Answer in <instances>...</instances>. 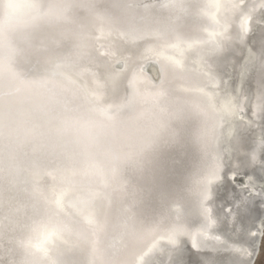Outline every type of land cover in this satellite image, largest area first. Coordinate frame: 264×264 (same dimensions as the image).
<instances>
[{
  "label": "water",
  "instance_id": "water-1",
  "mask_svg": "<svg viewBox=\"0 0 264 264\" xmlns=\"http://www.w3.org/2000/svg\"><path fill=\"white\" fill-rule=\"evenodd\" d=\"M38 2L47 15L16 32L0 31V57L29 76L41 96L31 112L34 123L24 131L27 136L0 134V254L11 256L0 264H90L79 254L91 252L86 238L105 223L113 234V264H120L119 254L128 262L144 248L136 264H147L144 255L162 241L188 256L177 234L185 232L188 220H171L180 228L166 233L162 213L178 198L176 187L186 169L180 162L196 137L192 130L202 131L211 121L206 110L196 107L198 86H221L226 94L233 93L231 102L242 92L246 112L254 110L256 122L264 126V104L253 108L252 83L243 79L238 89L230 86L240 44L254 47L257 39L234 41L237 9L222 1L212 4L211 13L199 10L193 16L190 12L198 4L193 0ZM168 40L174 47L167 48ZM102 114L118 117L115 132L97 138L89 148L70 144L58 131L63 123L84 130ZM262 148L264 141L254 155L264 161ZM224 167L215 161L212 178ZM261 180L248 206L256 220L249 242L251 261L240 257L233 264H253L258 256L264 170ZM201 194L209 199L214 195L204 186ZM204 214L215 229L239 241L234 221L222 226L210 219V212ZM40 225L60 234L46 254L26 244ZM212 264L219 263L215 259Z\"/></svg>",
  "mask_w": 264,
  "mask_h": 264
},
{
  "label": "bare ground",
  "instance_id": "bare-ground-1",
  "mask_svg": "<svg viewBox=\"0 0 264 264\" xmlns=\"http://www.w3.org/2000/svg\"><path fill=\"white\" fill-rule=\"evenodd\" d=\"M193 1H197L198 4L190 12L191 16L199 10L211 13L212 4L215 2L222 1L228 8L234 6L237 9L232 20L234 41L243 38H247V41L257 39L258 42L254 47L248 42L240 44L239 54L231 68L230 86L238 89L239 82L243 79L248 80L254 88L253 108L255 109L254 105L257 108L261 107L260 104H264V0H208L209 7L206 4L207 0ZM165 45L168 48L174 47L172 45L175 44L174 41L168 40ZM4 57L3 59L0 57V134L12 137L27 136L24 131L34 123L31 112L40 103L41 96L31 85L29 76H24L18 66H10L8 58ZM211 84L207 82L198 86L199 93H196L195 100L198 110H206L207 116H211V121L205 124L202 131L192 130L193 137L194 135L196 137L188 146L189 154L186 159L183 157L181 161V155L179 159L181 167L185 162L186 169H180V172L182 170L180 175L184 180L179 187H176L178 198L169 202L163 211L164 215L162 213L167 221L164 228L166 233L180 228L179 222H171V220L178 217L188 220L184 226L185 232L177 233L182 239L181 247L187 249L188 256L182 257L173 250L168 241H162L158 243L157 250L153 248L144 255L147 264H212L215 259L219 264H233L232 260L240 257L249 260L248 263L251 261L249 242L256 232L255 226L252 225L256 220H253L254 216L248 213V206L262 183L264 161L257 160L254 152L257 151L258 144L264 141V126L262 122H256L254 110L249 109L246 112L245 94L242 95L240 92L236 100L233 99L231 102L232 92L226 94L221 86ZM117 119L118 117L109 118L102 114L96 124L84 130H78L73 123H63L62 127H58V131L70 144L78 148H89L97 138L103 135L107 137L115 132ZM230 125L235 129L233 133ZM215 161H220L226 167L218 173L215 172L216 177L212 178ZM257 161L262 166L253 167L252 165ZM247 167L249 170L243 171ZM239 174L243 175L242 179L234 177ZM203 186L213 191V197L209 199L201 194ZM192 195L193 199L190 198ZM212 208H214L213 214ZM205 212H210V219L213 220L214 217L222 226L232 225L234 221L232 227L238 229L239 241L228 239L225 233H222V229L217 230L211 223L209 224ZM149 228L144 229L149 232ZM263 231L264 228L262 235ZM112 235L107 229V223L102 224L98 233L93 232L86 238L91 246V252H80L81 260L85 258L83 260L89 261L90 264H113L114 254L110 248ZM166 237L164 239L167 240ZM142 253H145V248L130 256L128 262L121 261L123 256L120 254L116 258L120 264H136ZM73 254L76 255L77 252ZM17 257L21 259L24 256ZM0 259L9 260L11 256L0 254Z\"/></svg>",
  "mask_w": 264,
  "mask_h": 264
},
{
  "label": "clouds",
  "instance_id": "clouds-1",
  "mask_svg": "<svg viewBox=\"0 0 264 264\" xmlns=\"http://www.w3.org/2000/svg\"><path fill=\"white\" fill-rule=\"evenodd\" d=\"M40 8L38 0H0V31L12 33L27 28L47 15ZM59 237L60 234L54 227L40 225L34 229L26 244L46 254L53 239Z\"/></svg>",
  "mask_w": 264,
  "mask_h": 264
},
{
  "label": "rangeland",
  "instance_id": "rangeland-1",
  "mask_svg": "<svg viewBox=\"0 0 264 264\" xmlns=\"http://www.w3.org/2000/svg\"><path fill=\"white\" fill-rule=\"evenodd\" d=\"M258 256L254 264H264V231L261 238Z\"/></svg>",
  "mask_w": 264,
  "mask_h": 264
},
{
  "label": "snow or ice",
  "instance_id": "snow-or-ice-1",
  "mask_svg": "<svg viewBox=\"0 0 264 264\" xmlns=\"http://www.w3.org/2000/svg\"><path fill=\"white\" fill-rule=\"evenodd\" d=\"M262 154H264V148H262Z\"/></svg>",
  "mask_w": 264,
  "mask_h": 264
}]
</instances>
